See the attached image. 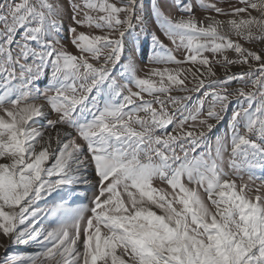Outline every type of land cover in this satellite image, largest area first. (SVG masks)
I'll use <instances>...</instances> for the list:
<instances>
[{"label":"snow or ice","instance_id":"1","mask_svg":"<svg viewBox=\"0 0 264 264\" xmlns=\"http://www.w3.org/2000/svg\"><path fill=\"white\" fill-rule=\"evenodd\" d=\"M220 3L0 0V264H264V0Z\"/></svg>","mask_w":264,"mask_h":264},{"label":"rangeland","instance_id":"2","mask_svg":"<svg viewBox=\"0 0 264 264\" xmlns=\"http://www.w3.org/2000/svg\"><path fill=\"white\" fill-rule=\"evenodd\" d=\"M212 2H215V0H212ZM220 6L225 7V8H229L230 6L239 7V6H242V5H240L238 3V0H221ZM211 14L212 15H216L215 13H211ZM253 14H255V13H253ZM196 15H197V17L202 18L203 16L207 15V13H205L203 10L197 9L196 10ZM217 19H225V17L224 16H217ZM80 30L81 31H85V32L89 31L87 28H82ZM94 34L102 35L103 33L99 32V31H95ZM157 34L161 35V39H163L166 44L169 43L168 40L165 37H163V35L161 33L158 32ZM63 37L64 38H63L62 42L67 45L68 50L70 52H72L73 54H76L77 50L71 45L69 39L67 38L68 34L66 32L63 34ZM242 43H243V41H242ZM245 47H250V48L264 47V42H262V43H254V44H245ZM206 55H209L210 59L212 58L211 53H206ZM228 55H229L230 58H234L235 57V54L232 53V52H229ZM177 56H178L179 59H183V53L182 52L177 53ZM146 62H147V56H145L144 60L140 61L141 68H144ZM149 67H163V66L162 65L161 66L150 65ZM168 67H175V65H168ZM182 67L188 68V67H192V65L188 64V63H185ZM237 70H238L237 68H233L232 69V71H237ZM215 71L217 72L218 76L222 77L224 75L223 69L220 68L219 65L216 66ZM139 75L144 76L145 72L142 71V72L139 73ZM156 79H158V78H156ZM44 83H47V81H44ZM241 86L246 87V88H251V85H240V84H237V83H232L230 85L231 88H237V87H241ZM41 87H43V84H41ZM172 94L173 95H178L180 93L173 92ZM145 98L148 99L150 97L145 96ZM37 103H42V101H37ZM154 107H158V106L154 105ZM190 107H191V105H190ZM233 107H236V105H233ZM169 111L171 112L172 109L169 108ZM140 115H143V113H140ZM41 123H43V121H41ZM36 126L39 127V125H36ZM185 127L187 129L188 126L186 125ZM171 130H172V127L170 126L168 128V131H171ZM226 132H228L227 124H221L219 129L214 131V133L212 135V139L215 140L216 136H218V135L219 136H223ZM256 176H264V171L257 170ZM244 179L247 180V174H245ZM254 183L259 184L260 181L256 180V181H254ZM154 185L157 188H159V187H167L166 185H162L159 180L155 181ZM80 195H81V197H83V191L80 192ZM88 195L91 196V192H89ZM74 203L75 204L88 205L89 201L87 199H82L81 198V199L75 200ZM50 205H51V201L50 200H46V201H42L39 206L41 208H46V207H49ZM39 226H41V227H51V226H54V224L51 222V220L49 218L42 216L41 219H40V225ZM0 243H6V241L4 240L3 237H0ZM12 251L13 252H20V253L28 254V253H34V252L38 251V249L34 245H19L17 247H14L12 249ZM3 252H4V250L2 248H0V256L3 255Z\"/></svg>","mask_w":264,"mask_h":264}]
</instances>
